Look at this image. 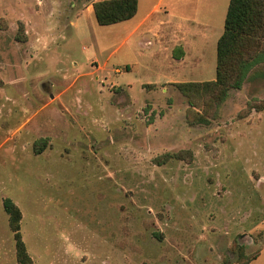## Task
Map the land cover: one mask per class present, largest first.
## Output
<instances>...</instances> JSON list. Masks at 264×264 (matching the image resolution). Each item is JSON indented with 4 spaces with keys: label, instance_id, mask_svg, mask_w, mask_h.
Masks as SVG:
<instances>
[{
    "label": "rangeland",
    "instance_id": "374dc122",
    "mask_svg": "<svg viewBox=\"0 0 264 264\" xmlns=\"http://www.w3.org/2000/svg\"><path fill=\"white\" fill-rule=\"evenodd\" d=\"M94 1L0 0V264L6 198L35 264H264V64L206 122L173 84L216 79L230 0H164L161 57L130 37L159 0Z\"/></svg>",
    "mask_w": 264,
    "mask_h": 264
},
{
    "label": "trees",
    "instance_id": "16d2710c",
    "mask_svg": "<svg viewBox=\"0 0 264 264\" xmlns=\"http://www.w3.org/2000/svg\"><path fill=\"white\" fill-rule=\"evenodd\" d=\"M100 25H112L132 19L138 12L139 0H98L93 3ZM177 59L184 56L182 47L175 49ZM264 64V0H230L224 32L217 44L216 79L173 83L189 101L191 123L215 118L234 89H241ZM203 108V113L197 111ZM254 107H251L253 110ZM262 110V109H257ZM10 215V226L17 241L20 264H35L21 233L23 213L11 198L4 200ZM254 259L257 256L253 257ZM247 258L241 264H251Z\"/></svg>",
    "mask_w": 264,
    "mask_h": 264
},
{
    "label": "crops",
    "instance_id": "0c3cea01",
    "mask_svg": "<svg viewBox=\"0 0 264 264\" xmlns=\"http://www.w3.org/2000/svg\"><path fill=\"white\" fill-rule=\"evenodd\" d=\"M95 1H98V0H95ZM93 3H91V5L88 6L87 11H90V10L94 11ZM163 3H164V0H159V2L138 23L135 24V26L133 27L132 32L130 34V37H132L135 34H138L139 41H140L139 46H141V44L142 45L146 44V47H153V46L157 47V49H156L157 55L160 54V52H158L159 51L158 48L165 45L162 43L165 42V38H166V37H163L162 34L160 35V31H161L160 26L161 25L159 22L162 20L160 19L161 17L159 18V16H158L159 15L158 10H159L160 6L163 5ZM138 10H139V8H138ZM94 13H95V11H94ZM170 19L173 20V22H174L173 17L170 16ZM126 21H128V20H126ZM182 21L184 22L185 19ZM123 22H125V21H123ZM119 23H121V22H119ZM116 24H118V23H116ZM171 30L173 32L174 28L171 27ZM173 40H174V37L172 34L171 35V42ZM159 56L161 57V55H159Z\"/></svg>",
    "mask_w": 264,
    "mask_h": 264
}]
</instances>
